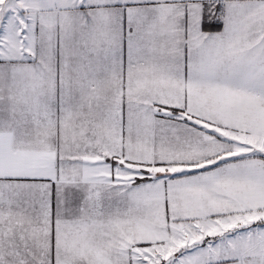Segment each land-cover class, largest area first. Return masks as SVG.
<instances>
[{
    "label": "snow or ice",
    "instance_id": "obj_1",
    "mask_svg": "<svg viewBox=\"0 0 264 264\" xmlns=\"http://www.w3.org/2000/svg\"><path fill=\"white\" fill-rule=\"evenodd\" d=\"M0 264H264V0H0Z\"/></svg>",
    "mask_w": 264,
    "mask_h": 264
}]
</instances>
